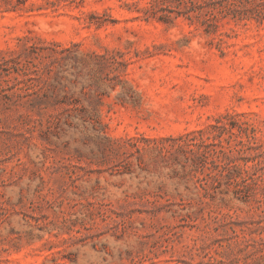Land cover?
<instances>
[{
    "label": "rangeland",
    "instance_id": "374dc122",
    "mask_svg": "<svg viewBox=\"0 0 264 264\" xmlns=\"http://www.w3.org/2000/svg\"><path fill=\"white\" fill-rule=\"evenodd\" d=\"M148 2L0 0V264H264V0Z\"/></svg>",
    "mask_w": 264,
    "mask_h": 264
},
{
    "label": "trees",
    "instance_id": "16d2710c",
    "mask_svg": "<svg viewBox=\"0 0 264 264\" xmlns=\"http://www.w3.org/2000/svg\"><path fill=\"white\" fill-rule=\"evenodd\" d=\"M248 3L249 0H149L142 10L146 19L154 18L160 22L171 23L169 13L173 11V5L178 9V16H184L190 22H199L211 34L218 31L224 18L242 20L250 17ZM257 14L261 16V12Z\"/></svg>",
    "mask_w": 264,
    "mask_h": 264
}]
</instances>
